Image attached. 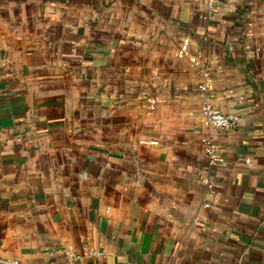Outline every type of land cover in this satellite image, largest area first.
Returning <instances> with one entry per match:
<instances>
[{
    "label": "crops",
    "instance_id": "0c3cea01",
    "mask_svg": "<svg viewBox=\"0 0 264 264\" xmlns=\"http://www.w3.org/2000/svg\"><path fill=\"white\" fill-rule=\"evenodd\" d=\"M69 254L264 264V0H0V258Z\"/></svg>",
    "mask_w": 264,
    "mask_h": 264
},
{
    "label": "built area",
    "instance_id": "2783aa9c",
    "mask_svg": "<svg viewBox=\"0 0 264 264\" xmlns=\"http://www.w3.org/2000/svg\"><path fill=\"white\" fill-rule=\"evenodd\" d=\"M207 6L210 10H213L216 0H206ZM186 44L182 43L179 46L178 49V55L182 56L186 50ZM202 89H207V86L205 83L201 84ZM156 99L153 96L147 97V102L149 106H153L155 103ZM199 112L202 116V121L203 124L209 128L223 131L227 130L237 123V115L232 114L229 112H225L215 106L207 97H205L199 106ZM202 145H203V151L208 159L209 164H219L224 161V155L219 149L218 142L216 139V136L208 133L204 134L200 138ZM154 142V141H153ZM204 183H206L207 187H211V181L209 180L208 177H205L203 179ZM206 206H208V203H205ZM95 251H89L88 254H93ZM79 257L78 254H69L66 257V261L68 264H76L75 260ZM0 261L3 262V264H39L35 262H23L17 258H0Z\"/></svg>",
    "mask_w": 264,
    "mask_h": 264
}]
</instances>
